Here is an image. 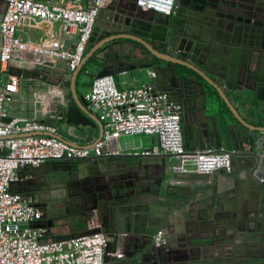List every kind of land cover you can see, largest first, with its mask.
Listing matches in <instances>:
<instances>
[{"label":"water","instance_id":"obj_1","mask_svg":"<svg viewBox=\"0 0 264 264\" xmlns=\"http://www.w3.org/2000/svg\"><path fill=\"white\" fill-rule=\"evenodd\" d=\"M243 3L249 1L234 3L231 11L214 14L223 22L221 27L219 24L215 27L214 21L216 29L208 33L209 38L205 39V35H201L204 38L194 37L199 34V29H191L189 38L199 41L182 43L167 15L164 25L155 12L143 10L131 0H116L101 9L91 47L80 66L70 74L68 85L69 73L61 70L60 64L37 61L27 67L10 69L11 74L23 79L38 80L53 88L64 86L65 92L53 97L54 111L50 115L55 119L50 122L57 125L59 118L72 126L90 124L99 127V137L93 144L102 139L104 127L90 113L83 91L77 90L78 75L88 61L92 64L85 71L86 78L153 69L166 82L176 84L184 109H195L197 114L212 113L213 129L210 130L208 125H196L191 141L201 151L221 148L230 152L232 166L238 165L237 170L244 171L252 184L242 198L236 196L228 202L220 197L211 198L198 209L197 216L203 215L205 221L212 223L215 232L207 236L193 234L189 232V224L178 231L177 212L182 210L184 215H189V201L184 203L171 197H189V193L174 192L176 175L168 156H139L133 164L125 165L124 170H118L119 162H110L106 156L92 158L84 164L49 160L42 164L41 170L30 166L19 168V176L30 172L33 177L13 183L11 190L14 192L17 187H39L54 178L58 180L72 167L96 173L104 180L94 191L93 198L84 202L83 208L78 209L76 204L63 205V210L71 209L72 214L65 223L56 221L59 211L34 205L42 212V217L32 224L33 228L48 230L67 226L69 235L55 239L71 238L89 232L90 223L98 218L104 222L105 233L110 238L107 255L116 252L121 245L126 247L124 259L116 264H264V183L261 182L264 178V104H254L250 98V92L254 90V62L264 52V28H261L264 10L259 16L254 15ZM7 7L8 1L0 0V23ZM238 82L242 84L241 88L237 87ZM81 84L86 85V82L83 80ZM198 100L202 101L201 110L197 107ZM152 137L154 145L157 144L158 136ZM144 149L153 150V147ZM210 174L198 173L191 177L194 181H205ZM21 196L27 200L25 193ZM160 228L170 235L169 249L153 245ZM175 232L182 236L180 245L176 244ZM204 240L219 249L218 256H206L207 245L200 243ZM236 240H246L260 252L251 260L236 255L231 247ZM107 255L104 264L109 263ZM209 259L214 262H207Z\"/></svg>","mask_w":264,"mask_h":264},{"label":"built area","instance_id":"obj_2","mask_svg":"<svg viewBox=\"0 0 264 264\" xmlns=\"http://www.w3.org/2000/svg\"><path fill=\"white\" fill-rule=\"evenodd\" d=\"M8 7L0 23V264H104L110 238L99 231L98 218L89 225L91 232L66 239L46 240L47 230L33 228L42 217L29 199L21 196V187L12 191V184L32 179L30 172L22 176L19 168H41L49 160L84 161L91 158L114 157L121 154V136L157 135L153 150L132 148L135 156L173 155L177 163L172 169L179 177L232 171L230 152L223 149L187 150L184 147L181 117L183 106L166 91L152 85L120 90L114 76L95 77L84 99L89 109L98 112L104 134L91 147L74 146L57 136L51 123L23 116H9L6 107L22 90V78L11 74L13 66L33 62L63 61L72 74L82 63L93 36L98 15L112 0H7ZM143 10L170 15L175 0H131ZM77 35L70 45L55 35L53 27ZM29 25L45 31L39 43H26L18 30ZM39 55V58H32ZM9 119V120H8ZM175 183L184 184L176 177ZM264 183V178H261ZM98 222V223H97ZM156 248L169 246L164 228L153 239ZM118 258L123 253H117Z\"/></svg>","mask_w":264,"mask_h":264},{"label":"crops","instance_id":"obj_3","mask_svg":"<svg viewBox=\"0 0 264 264\" xmlns=\"http://www.w3.org/2000/svg\"><path fill=\"white\" fill-rule=\"evenodd\" d=\"M116 0H112L114 2ZM111 2V3H112ZM132 2V1H131ZM111 3H109L104 8H107ZM157 16L162 14L156 13ZM165 16V15H162ZM53 32L57 37H59L63 43L70 45L73 41L77 39V35L63 29L61 24H56L53 27ZM18 36L22 39V41L26 43H36L35 40L40 35L45 36V31L41 28L31 27L29 25H24L18 30ZM44 38V37H43ZM42 38V39H43ZM41 39V40H42ZM90 44V43H89ZM89 46V45H88ZM259 58H257L254 62V85L253 91L250 92V98L254 104L261 105L264 104V52ZM38 56V55H37ZM33 58H36V55H33ZM54 64H60L61 70H67V65L63 61H58ZM17 67V66H13ZM19 67V66H18ZM23 67H27L24 65ZM85 67V65H84ZM82 68L81 72L78 75L77 80V90L83 91L84 96L91 90L95 76L91 78L85 77V71L88 69ZM116 86L120 90H126L130 88L141 87L142 85H152L158 91H175L177 93V86H174L173 83L170 84L166 82L158 72L153 69H149L147 71H135L133 73L119 74L114 76ZM86 82V85H82V81ZM70 81L69 77L66 78L67 85ZM4 82V76L0 77V85ZM65 82V83H66ZM176 85V84H175ZM242 84L240 82L237 83V87L241 88ZM65 92V87L63 86L58 88H53L47 86L46 84L33 79H23L22 78V90L19 94L14 97V101L7 105L6 111L9 116H23L29 119H37L40 121H52L55 119L50 115L53 107V97L61 96ZM190 104V103H189ZM198 110L202 108V101H197ZM89 109V108H88ZM90 113L95 115V117L99 119V114L96 111L89 109ZM212 115L211 112H207L206 115L203 113H196L195 109L189 108V110L184 109L181 117L182 124V132L184 138V147L187 150H200L195 146V143L191 141L192 131L194 127L197 125H208L207 127L212 130L213 129V119L210 117ZM58 124L55 125L57 127V136L61 137L63 140L67 142H72L78 144L80 146H89L92 145L96 139L99 137L100 129L94 125L88 126H72L66 123L63 119H59ZM52 124V123H51ZM103 124V123H102ZM54 125V124H53ZM208 128H203V130H207ZM136 136V135H135ZM151 136V135H150ZM126 139L123 143L119 142L120 138ZM129 136H121L118 139V144L121 149V154L114 157H109L110 162H119L118 170H124L126 168L125 165H131L133 162L137 160V157L133 153L132 148H138L139 150L143 148L156 147L157 144L154 145V139L151 136L150 144L143 145L142 142L140 145L138 143L128 140ZM214 151H219L221 148H214ZM168 160L173 164L177 163V157L173 155H167ZM145 158V157H144ZM238 165L234 164L232 166V171L228 172L225 169H219L211 172L210 177L205 181H194L191 176L187 177H178V179L183 178L185 180L184 184H174V192H181L188 194L189 197H184L181 195H173L171 198L175 200H183L184 203L189 201V215H184L182 210L177 212L176 217V226L178 231L180 229H185L189 224V232L193 234H200L202 236L211 235L215 232V228L212 223L204 220V216H197V211L200 207H203L205 203L210 201V199H216L218 197L224 202L232 201L237 196L242 198L251 188L252 184L249 182L248 176L245 177L244 171H238ZM38 170H41L39 168ZM144 171V168L142 169ZM176 182V181H175ZM195 198V199H194ZM99 222V223H98ZM96 224L99 227V231L105 232L104 230V222L99 220ZM219 229V228H217ZM167 237L169 239V246L167 249L171 247V238L165 229ZM91 232V230H89ZM87 231V233H89ZM218 232V231H217ZM70 230L67 226L63 228L54 227L52 229H48L45 233L46 240H58L55 237L60 235H69ZM175 240L176 244L180 245L183 243L182 236L179 232H175ZM66 239V238H61ZM246 240H236L235 245L233 244L232 250L236 253V255L240 254L248 257L251 260L252 256L258 255L260 252L257 247L249 245ZM202 245H207V250L204 251L206 256H218L219 249L214 246H209V242L204 240L200 241ZM198 244V243H197ZM193 244V245H197ZM231 249V248H230ZM187 251V250H183ZM127 250L125 246H119L116 252H109L107 255V260H109L108 264H116L117 261L124 259ZM117 253H123L122 258H118ZM241 258V257H239ZM206 262V261H205ZM207 262L213 263V259L207 260ZM141 264V263H140ZM207 264V263H203Z\"/></svg>","mask_w":264,"mask_h":264},{"label":"flooded vegetation","instance_id":"obj_4","mask_svg":"<svg viewBox=\"0 0 264 264\" xmlns=\"http://www.w3.org/2000/svg\"><path fill=\"white\" fill-rule=\"evenodd\" d=\"M241 1L244 0H175L173 11L167 16L171 27L175 29L176 34L181 37L182 43L192 40L189 38V34L192 36L191 29H199V34H196L194 37L204 38L201 35H205V39H207V37L209 38L208 33L216 29L215 27H217L218 24L219 27H221L223 22V20L215 18L214 14H223L225 11L229 12L232 10L231 5ZM248 1L249 3L243 4H246L249 8V13L254 15L257 14L259 16L260 12L264 10V0ZM157 18H159L164 25L166 20H168L166 15H159ZM214 21H216L215 27H213ZM228 23L231 22L228 21ZM261 28H264V26ZM201 30L204 32L206 31L207 34H203L204 32H200ZM173 85L176 86L175 84ZM168 93L181 103L184 111V104L179 98L178 93L175 91H169ZM73 161L78 164H84L90 161V159ZM49 181L51 180L49 179ZM103 182L104 180L102 177L96 173L72 167L69 172H63L58 180H55L54 178V181L44 183L39 187L29 185L27 187H22L20 190L21 193H25L27 199H29L30 203L33 205L40 208H52L57 212L59 211L57 213L56 221L62 224L70 220V216L72 215L70 213L71 209L67 210V212L63 210L64 206H72L76 204L77 206L79 205L78 209H80V207L83 208L85 204L84 202L93 198L94 191H96L98 187H100L98 185ZM80 199H82L81 202L83 203L80 202ZM74 210L75 209H72V211ZM85 213H87V211H85L84 214Z\"/></svg>","mask_w":264,"mask_h":264},{"label":"rangeland","instance_id":"obj_5","mask_svg":"<svg viewBox=\"0 0 264 264\" xmlns=\"http://www.w3.org/2000/svg\"><path fill=\"white\" fill-rule=\"evenodd\" d=\"M44 36L43 35H40L37 40H35L36 43H39L41 41V39L43 38ZM33 58V56H31ZM36 58H39V55L36 56ZM91 60L88 61L86 64H85V67L86 69H88L91 65ZM128 138V140H132L136 143H138V145L142 144L143 145H147V144H150V140H151V136L150 135H146V134H143V135H136V136H129V137H126ZM124 141H126V139H124L123 137L119 139V142L120 143H123Z\"/></svg>","mask_w":264,"mask_h":264},{"label":"trees","instance_id":"obj_6","mask_svg":"<svg viewBox=\"0 0 264 264\" xmlns=\"http://www.w3.org/2000/svg\"><path fill=\"white\" fill-rule=\"evenodd\" d=\"M91 47V44H89L88 49Z\"/></svg>","mask_w":264,"mask_h":264}]
</instances>
